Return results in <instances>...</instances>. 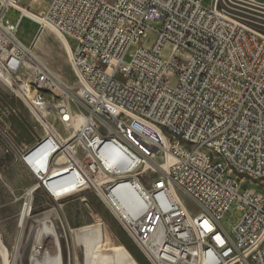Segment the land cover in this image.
Returning <instances> with one entry per match:
<instances>
[{"label": "built area", "instance_id": "built-area-1", "mask_svg": "<svg viewBox=\"0 0 264 264\" xmlns=\"http://www.w3.org/2000/svg\"><path fill=\"white\" fill-rule=\"evenodd\" d=\"M45 1V13L28 16L19 0H0V84L43 132L21 156L37 188L56 198L59 173L91 191L148 264H264V194L250 188L264 178V35L230 12L241 1ZM22 17L76 42L67 44L74 102L63 95L49 120L38 94L60 81L33 58V43L16 39ZM148 22H160L150 39ZM114 151L137 169L109 164ZM124 186L137 191L134 216L119 209ZM231 210L239 217L228 231Z\"/></svg>", "mask_w": 264, "mask_h": 264}, {"label": "rangeland", "instance_id": "rangeland-1", "mask_svg": "<svg viewBox=\"0 0 264 264\" xmlns=\"http://www.w3.org/2000/svg\"><path fill=\"white\" fill-rule=\"evenodd\" d=\"M240 1L232 6L230 12L241 18L250 28L264 35V0ZM19 4L35 15L45 13L49 6L45 0H19ZM208 5L209 0H204L203 6ZM18 18L19 14L15 9H9L5 15V20L10 23H16ZM147 26L151 29L148 37L150 39L153 36L152 30H159L160 22H148ZM38 33L39 26L22 17L15 37L24 47L29 48L37 39H45L43 32ZM48 34L49 38H46L43 49H37L34 45L33 58L59 79L60 82L56 84L55 89L60 90L70 102H74L78 79L70 65V54L65 53L60 37L52 28ZM66 42L71 49L76 46V42L71 38H66ZM135 50V46L128 49L123 57L124 63L130 61V55ZM52 94L43 93L44 96ZM60 131L62 132L61 129ZM42 135L39 124L29 110L0 84V241L7 250V264H27L34 243L37 221L46 212L51 213L52 223L59 235L62 264H84L82 248L73 242L70 231L96 224L102 225L105 243L108 246L124 248L137 264H148L116 219L91 191L83 190L56 200L42 187L37 188L36 181L21 160L25 152L21 148L23 145L36 143ZM33 157L32 151L25 156L26 162L31 163ZM35 186L34 192L29 193ZM250 188L264 194V178ZM181 199L189 212L192 214L197 212L191 199L183 195ZM26 205L29 206L28 216L24 224L19 225L20 213ZM230 214L234 220L225 219L223 222L228 231L239 217V213L234 210H231Z\"/></svg>", "mask_w": 264, "mask_h": 264}, {"label": "bare ground", "instance_id": "bare-ground-1", "mask_svg": "<svg viewBox=\"0 0 264 264\" xmlns=\"http://www.w3.org/2000/svg\"><path fill=\"white\" fill-rule=\"evenodd\" d=\"M22 10L24 14L32 16V14L28 11H25L24 9ZM33 18L42 22V20L35 15H33ZM50 30V26L44 23L42 24L39 33L43 32L45 39H37L36 43H33L31 53L33 51L34 45L37 49H41L44 46L46 38H49L48 32ZM60 40L64 48L63 50H65V53L69 55L70 52L67 44L61 38ZM33 57L35 58L34 53ZM50 73L53 74L51 71ZM53 76L55 75L53 74ZM55 78L56 80L58 79L56 76ZM35 95L36 94L33 93V103ZM63 99V93L58 89H55L51 96L38 94V101L46 102V110L44 109L42 112L40 111L41 115L49 120V118L52 116V111L56 108V106H58V104L63 102ZM56 127L58 128L59 126ZM58 131L60 133V129ZM116 158H118L119 162L124 163L126 169H137V161L133 160L130 157V154H127V152L114 151V157H109V164H116ZM55 175L56 177L51 180L52 184L50 185V190L56 193L54 194V196H56V200L69 197L81 191L76 188L75 184L70 182H68V184H64L62 180H59V173H56ZM121 177L122 170L113 171V178ZM34 189H36V186L34 188L32 187L29 193H32ZM136 192L137 191L135 187L132 186H124L123 188H119L114 192L115 196H120L119 209L126 215L134 216L141 209L136 198ZM28 207L27 205L23 207L19 216V225L24 224L28 216ZM50 214L51 213L48 212L44 213L43 216L37 221L34 243L28 256L27 264H62L59 235L55 231ZM70 234L72 235L73 242L82 248L84 264H137L133 257L124 248L108 246L105 243L104 231L101 224H96V226L89 225L77 230H71ZM0 256L2 259V264H7V250L1 241Z\"/></svg>", "mask_w": 264, "mask_h": 264}, {"label": "crops", "instance_id": "crops-1", "mask_svg": "<svg viewBox=\"0 0 264 264\" xmlns=\"http://www.w3.org/2000/svg\"><path fill=\"white\" fill-rule=\"evenodd\" d=\"M34 144H35V142L33 144L23 145V148H21V149L24 151H27V150L31 149Z\"/></svg>", "mask_w": 264, "mask_h": 264}]
</instances>
